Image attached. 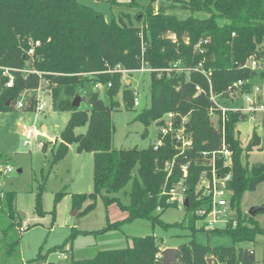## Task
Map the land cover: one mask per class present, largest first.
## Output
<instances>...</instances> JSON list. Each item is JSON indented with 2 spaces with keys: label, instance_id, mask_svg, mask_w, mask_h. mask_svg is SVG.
Wrapping results in <instances>:
<instances>
[{
  "label": "trees",
  "instance_id": "16d2710c",
  "mask_svg": "<svg viewBox=\"0 0 264 264\" xmlns=\"http://www.w3.org/2000/svg\"><path fill=\"white\" fill-rule=\"evenodd\" d=\"M154 1L161 0H149L148 6ZM168 1L167 8L202 12L205 16L179 19L163 7L155 12L147 6L144 14L133 15L142 22L137 26L131 23L132 18L126 23L119 15L117 19L106 20L101 11L78 0H0V66L10 68L13 78L10 87L2 86L7 77L1 79L0 110L9 108V100H15L23 90L41 87L50 89L52 105L57 110L69 111V118L51 148L52 163L66 155L71 143H75L77 152L93 155V189L89 193L73 194L72 205L81 206L88 199L90 203L82 211L85 213L93 207L97 196H101L105 204L116 203L126 212L123 219L108 222L94 231L97 233L136 219L159 222L158 207L164 210L176 206L165 204L166 196L161 192L164 186L180 179L179 165L199 150L221 146L220 130L210 125L208 117V110L213 106L209 90L223 94L233 81H252L256 72L243 67L245 60L254 56L264 61V0ZM36 41L38 45L34 44ZM198 43L200 48L194 49ZM31 47L33 52L28 54ZM177 59L179 62L171 65ZM200 61L210 72L209 83L195 70ZM141 68L151 71L150 102L134 120L145 127L151 123L158 126V120L167 112L190 114L192 147L182 155L177 154L170 139L157 149L152 144L146 148L111 145L114 129L111 111L119 107L115 100L121 87L119 70ZM158 69L162 71L156 73ZM86 83L109 84L108 103L98 92H91L85 95L89 97L88 109L73 107L72 98ZM197 85L199 92L195 89ZM248 87L246 84L245 89ZM121 97L123 106L133 105L132 90L125 87ZM240 120L241 114L229 113L225 124L226 141L232 150V178L227 187L232 192L230 203L236 211L237 224L213 231L227 234L233 243L254 242L256 235L264 236V227L258 226L254 218L249 215L247 222L239 217L243 193L255 190L264 181V163L249 168L242 161L247 157L244 150L257 144L260 137L253 132L251 142L245 149L241 147L235 129ZM82 126L86 127L85 132L75 134L74 130ZM173 158L172 174L167 176L164 163ZM9 159V155L0 154V165L8 164ZM199 170L197 165H190L185 180L188 206L184 221L191 231H194V208L208 205L207 200L197 199L195 195ZM119 193L127 198V203L121 201ZM62 196V192L57 193L55 201ZM35 212L42 214L39 194L35 197ZM23 230L15 209V193L3 191L0 264H56L47 257L55 251L62 252L66 244L71 249L72 236L86 232L72 229L62 244L43 254L40 247L33 258L23 261L20 254ZM190 236L188 244L177 246L175 264H208V257L212 259L211 264H258L253 248L210 247L195 242L193 234ZM159 248L157 237L152 234L133 236L130 246L102 250L92 258L72 260L70 264H154ZM260 264H264V256Z\"/></svg>",
  "mask_w": 264,
  "mask_h": 264
},
{
  "label": "rangeland",
  "instance_id": "374dc122",
  "mask_svg": "<svg viewBox=\"0 0 264 264\" xmlns=\"http://www.w3.org/2000/svg\"><path fill=\"white\" fill-rule=\"evenodd\" d=\"M78 1L101 11L106 20H110L111 17L117 19L119 15L126 23L130 22L128 18H132L130 19L131 23L137 26H140L142 22L139 18L135 19L133 15L136 13L144 14L145 8L149 4V0ZM167 5H169L168 0H161L152 2L148 7L155 12L159 7H163L164 11L179 19L190 15L194 17L205 16V13L202 12L191 13L187 9L167 8ZM167 36L174 38L170 34ZM196 47L197 44L194 49ZM178 62L177 59L171 65H176ZM145 69L121 71L120 73L121 87L115 96V100L119 102V107L111 111V122L114 128L111 145L114 148H146L156 140L158 126L155 123L145 127L141 122L134 120L138 113L149 106L150 102L149 73L151 71ZM166 70L168 69L166 68ZM161 71L158 69L155 72L160 73ZM252 84L261 86L257 78L252 80ZM125 87L137 93L140 101L138 106H123L121 96ZM106 90V85L86 83L83 88L78 90L77 95L82 97L78 107L83 110L88 109L89 106L83 101V97L91 92H98L100 98L108 103ZM42 91L41 100L46 102V107L39 118H35L34 112L31 111L32 102L23 109H16L13 106L15 100L22 98L21 92L15 97V100H9V108L0 110V154L10 156L8 164L11 166V172L7 175H0V183L3 191L15 193V209L21 220L22 229H24L20 236V254L23 261L33 258L40 247L43 254L49 248L62 244L65 238L72 233V229H75L86 232L74 234L70 240L71 249H68L69 244H66L62 252L51 253L47 257L48 261L56 264H70L72 260L92 258L102 250L130 246L131 237L149 234L157 237L160 248L156 254L162 255L165 248L188 244L191 239L190 235L193 234L195 242L210 247L234 245L236 249L240 247L253 248L258 264L261 263L264 256L263 235H256L254 242L233 243L227 234L213 233L214 229L217 231L224 230L228 226L212 229L206 227L204 216H198L195 213V210L201 206L194 208L192 212L195 216L194 231L186 227L184 221L186 207L176 205L169 206L164 210H156L159 215V222L153 223L146 219H136L130 222H122L118 228L100 233L94 232L104 227L108 222L123 219L126 212L116 203L105 204L101 196H97L93 207L85 213L82 211L90 203L88 199L81 206L72 205L73 194L89 193L93 189V155L91 152H77L75 143H71L66 155L55 164L52 163V145L57 141L70 113L69 111L57 110L54 104L52 105L49 88L42 89ZM217 99L228 107L244 108L246 106L241 98L231 102H223V98L219 97ZM32 127L39 134L28 140L23 133ZM235 127L241 147L245 149L251 142L253 132L259 137L264 132V115L256 113L251 118L247 114L246 118L237 122ZM85 130L86 127L82 126L76 128L74 132L81 134ZM244 154L247 157L242 161H246L249 168L254 164L264 163V141L261 142L260 140L257 144H252L248 150H244ZM60 192L63 193V196L55 201V195ZM37 194L40 196L42 214L35 212ZM117 196L123 203L128 202L127 198L120 193ZM196 197L200 200H207L201 193L199 197ZM263 202L264 181L258 184L255 190L243 193L239 204L240 219L247 221L248 210L263 206ZM229 212H231L229 214L231 215L230 219H237L235 209H230ZM251 217L255 219L258 226L264 227V212H258ZM161 258L162 256L160 258L154 257V264H160ZM208 258L211 259V257Z\"/></svg>",
  "mask_w": 264,
  "mask_h": 264
},
{
  "label": "built area",
  "instance_id": "2783aa9c",
  "mask_svg": "<svg viewBox=\"0 0 264 264\" xmlns=\"http://www.w3.org/2000/svg\"><path fill=\"white\" fill-rule=\"evenodd\" d=\"M34 44L38 45V42L36 41ZM199 44L197 45L198 48H200ZM27 52L31 54L33 48L31 47ZM243 67L256 72L254 79L257 78L261 86H254L252 81L236 80L230 84L226 93L214 94L209 90V98L213 106L208 110V117L210 125L220 130L221 146L197 151L190 160L179 165L178 170L181 173L180 179L168 187L164 186L161 192L162 195L166 196L165 204L184 206V201L187 198L185 180L188 176V169L192 164L197 165L200 170L197 176L195 195L199 197L201 193L203 197L207 198L208 205L207 207H199L195 210V213L198 216H204L206 227L210 229L220 226L235 227L237 224V219H230L231 215H229L231 213L229 210H234V208L231 207L230 203L232 192L227 187L228 182L232 178V150L225 137V124L228 120V114L239 113L241 114V119H245L247 114L251 118L256 113L264 115V77H261V73L264 72V61L254 56H249L245 60ZM145 70L148 71L149 69ZM195 70L204 75L208 83L210 82V72L203 68L201 61L197 63ZM10 71V68L0 66V82L2 77H7V80L2 83L3 87H10L12 85L13 78ZM37 73L40 74L39 72ZM246 84H249L248 89H245ZM94 85H99V83ZM195 89L197 92L201 91L198 85L195 86ZM42 92L41 87L23 90L21 92L23 95L22 98L15 100L13 106L16 109H23L32 102L33 108L31 111L34 112L35 118H39L46 107V102L41 100ZM235 94L236 96L234 97ZM218 97L223 98V102H231L241 98L246 106L244 108L228 107L218 101ZM139 103L138 95L133 91V106H138ZM158 121L157 137L152 144L154 149L162 146L166 139H170L173 142L178 155L184 154L185 151L192 147V132L189 129L190 114L182 115L177 112H167ZM23 134L26 139L30 140L39 133L32 127L25 130ZM260 138L261 142L264 141V132ZM174 162V158L165 161L164 169L167 176L172 174ZM9 172H11V166L9 164L0 165V175H7ZM2 193L3 189L0 183V196ZM157 210L160 211L161 207H158ZM161 256V254L157 253L155 258H160Z\"/></svg>",
  "mask_w": 264,
  "mask_h": 264
},
{
  "label": "water",
  "instance_id": "95a60500",
  "mask_svg": "<svg viewBox=\"0 0 264 264\" xmlns=\"http://www.w3.org/2000/svg\"><path fill=\"white\" fill-rule=\"evenodd\" d=\"M235 96H236V94L234 95V97ZM88 99H89L88 96L85 97L84 102L87 103ZM81 100H82V97H80L79 95H76L71 102L72 106L78 107L80 105ZM187 206H188V199L186 198L184 201V207H187ZM262 210H264V206H260L257 208H251L248 210L247 213L250 216H254V215H256V213L261 212ZM177 252H178L177 247L163 249L160 264H175L177 262ZM210 262H211V259L208 258L207 263L210 264Z\"/></svg>",
  "mask_w": 264,
  "mask_h": 264
}]
</instances>
